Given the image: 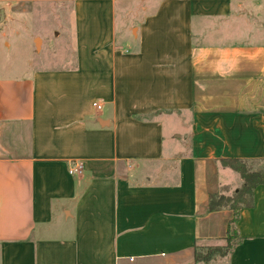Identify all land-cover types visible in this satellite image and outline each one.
Instances as JSON below:
<instances>
[{
	"label": "crops",
	"instance_id": "1",
	"mask_svg": "<svg viewBox=\"0 0 264 264\" xmlns=\"http://www.w3.org/2000/svg\"><path fill=\"white\" fill-rule=\"evenodd\" d=\"M226 159L264 163V0H0V264H202ZM253 202L221 264H264Z\"/></svg>",
	"mask_w": 264,
	"mask_h": 264
},
{
	"label": "rangeland",
	"instance_id": "2",
	"mask_svg": "<svg viewBox=\"0 0 264 264\" xmlns=\"http://www.w3.org/2000/svg\"><path fill=\"white\" fill-rule=\"evenodd\" d=\"M10 42L12 44V48L7 52L4 51L3 54V59L7 60L9 63H15L18 60L35 57L34 55H32V53L30 54L28 49L26 48L25 32H21V35L18 37L15 33L14 35L12 33V35L10 36ZM253 168L258 167H256V165H253ZM241 186L236 188H228V190L224 189L223 187L220 190L211 193L215 195V201L218 203V205L220 204V207L212 212L221 213L220 215L224 216L227 214L228 217L227 220H225L226 223L224 230H217L216 237H218V239L211 242L201 243V245L198 247L197 258L200 262H202V264H221V261L229 256L230 247L235 240L233 233L230 231L229 233L227 232L230 222H232L234 219V212L230 209V206L233 205V202L231 200L232 196L240 189ZM223 197L225 200H221ZM212 212H208L206 209L205 214H209Z\"/></svg>",
	"mask_w": 264,
	"mask_h": 264
},
{
	"label": "trees",
	"instance_id": "3",
	"mask_svg": "<svg viewBox=\"0 0 264 264\" xmlns=\"http://www.w3.org/2000/svg\"><path fill=\"white\" fill-rule=\"evenodd\" d=\"M222 166L230 168L231 170L237 172L242 179V186L240 189L232 196L233 205L230 206V209L234 212V219L230 222L228 227L229 231L233 233L235 240L233 241L230 247V253L234 248L242 242V239L239 237L236 224L239 219L240 209L243 207H252L253 206V194L254 189L261 184H264V163L258 168H253L254 163L240 160V159H226L221 161ZM209 205L207 208L208 212L217 210L220 207V204L215 201V195L210 194L209 196ZM221 200H225L224 197ZM196 260H198L196 256Z\"/></svg>",
	"mask_w": 264,
	"mask_h": 264
},
{
	"label": "built area",
	"instance_id": "4",
	"mask_svg": "<svg viewBox=\"0 0 264 264\" xmlns=\"http://www.w3.org/2000/svg\"><path fill=\"white\" fill-rule=\"evenodd\" d=\"M94 106L99 110L102 108V106L98 103H94ZM84 170V163L82 161H75L70 167H69V173L71 175H80Z\"/></svg>",
	"mask_w": 264,
	"mask_h": 264
}]
</instances>
